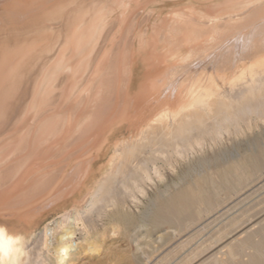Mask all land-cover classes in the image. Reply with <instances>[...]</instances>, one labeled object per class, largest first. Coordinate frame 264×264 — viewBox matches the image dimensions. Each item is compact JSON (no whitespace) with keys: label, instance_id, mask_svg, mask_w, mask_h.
<instances>
[{"label":"bare ground","instance_id":"bare-ground-1","mask_svg":"<svg viewBox=\"0 0 264 264\" xmlns=\"http://www.w3.org/2000/svg\"><path fill=\"white\" fill-rule=\"evenodd\" d=\"M259 122L264 0H0V225L18 264H88L103 238L177 223L195 203L179 170Z\"/></svg>","mask_w":264,"mask_h":264},{"label":"rangeland","instance_id":"rangeland-1","mask_svg":"<svg viewBox=\"0 0 264 264\" xmlns=\"http://www.w3.org/2000/svg\"><path fill=\"white\" fill-rule=\"evenodd\" d=\"M241 134L243 135L236 142H227L222 153L210 152L205 162L202 158L195 159L191 166L184 165L179 170L174 181L184 189L179 191L178 197H194L195 203L186 212L180 211L177 223L173 221L157 226L148 224L146 232L144 230L136 241L133 238L127 241L122 237L117 240L103 238V252L108 249L106 255L98 254L88 260V264H211V260L217 255L224 264H248L247 260L251 264L252 259L260 253L261 264H264V223L260 225L262 220L264 222L263 122H259L252 131L245 129ZM251 150L256 151L252 168L249 162ZM235 151L241 155L245 174L240 181L232 183L230 165ZM202 167L206 175L200 176L198 173ZM222 170L225 183L216 190L211 187L210 180L215 179L216 173ZM205 182L209 183L206 191L194 189L189 192L187 189L188 185H203ZM134 210L132 208L131 213L136 215L137 211ZM175 230L178 233H174ZM137 243L140 244V250L136 249ZM121 246L126 247L125 252L120 251ZM229 249L232 250V258Z\"/></svg>","mask_w":264,"mask_h":264},{"label":"clouds","instance_id":"clouds-1","mask_svg":"<svg viewBox=\"0 0 264 264\" xmlns=\"http://www.w3.org/2000/svg\"><path fill=\"white\" fill-rule=\"evenodd\" d=\"M20 237L7 233L5 226L0 225V264H18Z\"/></svg>","mask_w":264,"mask_h":264}]
</instances>
